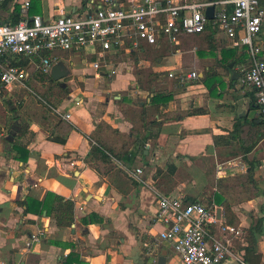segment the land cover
<instances>
[{
	"label": "crops",
	"instance_id": "crops-1",
	"mask_svg": "<svg viewBox=\"0 0 264 264\" xmlns=\"http://www.w3.org/2000/svg\"><path fill=\"white\" fill-rule=\"evenodd\" d=\"M30 3L25 15L24 0H7L0 10V25L36 16L52 23L61 14L79 17L95 10L90 0ZM215 32L214 37L209 30L201 36L185 37L176 47L167 41L155 47L177 52L172 56L179 65L152 73L159 74L152 95L165 92L172 99L161 107L164 117L157 142L149 141L145 148L136 144L133 126L123 111L132 107L128 99H146L150 87L144 90L138 77L137 87L128 89L134 76L130 69L115 64L121 54L113 55L110 64L126 78L125 83L108 87L100 82L104 78L112 82L113 75L107 68L96 72L92 54L54 53L71 71L63 81H53L69 94L56 109L62 115L70 114L71 120L45 112L28 97L21 107L13 106L17 111L9 118L3 105L6 98L0 99V264H65L72 252L85 264H135L131 258L137 247L140 258L149 264H157L160 258L167 264H183L173 243L160 238L166 226L156 219L158 193L188 203L200 202L206 208L213 204L217 219L209 225L213 237H219L222 225H226L223 207L217 202L218 197L225 198L240 221L237 228L243 231L232 240L234 254L246 264H264V114L255 92L242 81L251 61L248 49L234 47L224 33ZM193 38L195 42L189 41ZM257 41L264 58V33ZM183 51L192 53L185 57ZM164 56L161 54L158 61ZM171 72L174 77H170ZM193 72L197 79L189 77ZM25 91L15 88L10 93ZM25 125L28 133L20 142L30 156L23 163L7 155L10 146L6 139L10 128L17 126V134ZM61 137L67 139L65 144L51 140ZM98 142L111 150V164L95 159L91 165L86 163ZM236 157L246 158L254 183L233 181L242 174L230 170L223 176L218 173V164ZM75 159L74 168L70 163ZM139 169L141 175L136 174ZM49 192L75 203L76 219L71 227H57L46 212L42 216L25 214L28 198L43 201ZM93 213L104 223L83 226L81 220ZM28 220L34 223L27 224ZM260 221L262 232L251 249L250 228ZM40 231L44 233L41 241L26 248L28 239ZM222 264L241 262L228 258Z\"/></svg>",
	"mask_w": 264,
	"mask_h": 264
},
{
	"label": "built area",
	"instance_id": "built-area-1",
	"mask_svg": "<svg viewBox=\"0 0 264 264\" xmlns=\"http://www.w3.org/2000/svg\"><path fill=\"white\" fill-rule=\"evenodd\" d=\"M6 1L0 0V10ZM30 2L24 0L22 10L25 15ZM90 3L95 10L86 16L61 14L52 23L36 16L32 20L0 25V58L7 66L1 71L3 64L0 63V98L15 88L29 89L26 84L29 73L11 66L9 57H39L38 69L50 75L52 67L58 63L54 53L85 51L95 56L92 67L96 72L107 68L112 76L116 73L110 64L113 55L141 52L143 47H156L164 41L176 47L185 37L205 33L209 22H213V28L224 33L234 47L248 49L251 61L243 71L242 81L255 92L264 114V58L257 41L264 27L261 0H218L215 3L198 0H90ZM213 5L216 13L214 20L210 21L205 11ZM43 54H47L46 57ZM170 77H174L173 72ZM189 77L197 79L198 74L193 72ZM29 91L33 93L31 89ZM53 111L65 120H71L70 114L62 115L57 109ZM77 161L73 160L70 166L75 168ZM217 169L222 176L229 170L245 174L248 164L242 157H236L218 164ZM136 174L141 175L142 170H137ZM157 196L156 219L166 226L160 238L173 243L183 264H222L228 258L246 264L233 252V238L243 235L240 228L222 225L221 235L213 237L209 225L217 223L216 215L202 203H188L161 193ZM43 237V231L32 235L26 248H32Z\"/></svg>",
	"mask_w": 264,
	"mask_h": 264
},
{
	"label": "trees",
	"instance_id": "trees-1",
	"mask_svg": "<svg viewBox=\"0 0 264 264\" xmlns=\"http://www.w3.org/2000/svg\"><path fill=\"white\" fill-rule=\"evenodd\" d=\"M261 7L264 8V0H261ZM18 23V22H17ZM264 28V27H263ZM212 31L211 36H216L215 28H213V22H209L206 31ZM263 30V29H262ZM204 34V33H203ZM202 34L198 35L201 36ZM74 52V51H73ZM141 54H144L147 57H151L154 62H158L159 58L161 57L159 54V50L155 47H143ZM263 53V51H262ZM261 53V56H262ZM47 54H43V57H46ZM132 58L137 62L139 60L138 52L131 54ZM11 62V66L19 67L23 71L29 73V70L34 69L38 64L41 62V58L37 57L34 59L27 58L23 55L9 57ZM0 63L3 64V68L1 71L6 70L7 66L4 63L3 59L0 58ZM36 65V66H35ZM31 76L34 75L43 83H49L50 89L48 90L47 94L44 95L45 98L50 100L52 96H58L60 104L68 97V92L63 90L58 84L54 83L51 80L50 75L43 73L39 69L35 68L34 72H32ZM157 75L150 76L149 80L147 81V85L150 87L148 90V97L146 99L142 98H135V99H128V101L132 104L131 108H128L123 111V114L127 121H129L133 128H132V135L136 137V144L145 148L149 141L156 143L157 139L160 135L162 129V119L164 115L162 114L161 107L165 106L169 101L172 99V95L165 92H155L153 95L150 92L153 89V83L157 79ZM143 86V84H142ZM1 88V82H0ZM53 89V92H51ZM56 89L57 91H54ZM145 90V87L143 86ZM257 101V100H256ZM10 106L13 107L11 103L8 102ZM10 111L13 115L16 114L17 109L12 108ZM260 107V106H259ZM12 129L10 128V132ZM236 131H240V126L237 125ZM28 133V126L25 125L22 127L20 132L16 134V136L11 135L6 139V142L10 146V150L7 152V155L12 157L14 160L26 163L29 159L30 152L27 150L26 146H23L20 142V139L24 137ZM52 141H55L60 144H65L67 139L66 138H51ZM112 152L110 149H107L102 143L98 142L96 145H93L92 150L90 152L89 157L86 160L88 165H91V160L95 159L100 161L104 164H111L112 163ZM243 160L246 161V158L243 157ZM247 163V162H246ZM253 169L251 168L245 174L241 176H237L234 178L233 181L236 182H243L244 184L254 183L252 172ZM223 182V181H221ZM218 205L223 207L225 224L228 226L237 227L239 224V219L235 212L233 211L232 205L229 201H225V198L218 197ZM24 204L27 206V211L25 212L26 215H35V216H42L45 212L47 213L48 217H51L56 222L57 227L59 228H69L75 223L76 213H75V203L72 200H68L63 196L58 194L49 192L43 201L33 200L32 198H28ZM209 211L214 210L213 204H210L207 207ZM32 220H28L27 224H33ZM104 219L100 217L98 214H90L89 216L83 218L81 220V224L85 227H88L92 224H103ZM262 232V221L258 222L257 225L252 226L250 228V233L248 242L249 247L251 249H255L257 241L256 235ZM73 248V245H69ZM65 264H85L80 260V255L77 253L72 252Z\"/></svg>",
	"mask_w": 264,
	"mask_h": 264
},
{
	"label": "rangeland",
	"instance_id": "rangeland-1",
	"mask_svg": "<svg viewBox=\"0 0 264 264\" xmlns=\"http://www.w3.org/2000/svg\"><path fill=\"white\" fill-rule=\"evenodd\" d=\"M262 33H264V28H263ZM189 41L195 42V38H193ZM194 47H196V46L194 45ZM192 49H194V48H192ZM174 52L170 51V53H169L167 50L164 51V50L160 49L159 50L160 56H161V54H164L165 56L162 58L161 61H158V62L157 61L154 62L150 56L147 57L144 54H141L140 52H138L139 60L137 62L134 60V58L129 56L130 55L129 53L121 54L120 56H118L119 58H117L115 60V64H122L124 70L130 69L132 71V74L134 76V81L130 82V86L128 88L130 91H132L133 85L135 87H137V82H138L137 78L138 77H139V80H141L143 86L145 88H147V87H149L147 85V81L149 80L150 76H152V73H154L156 70H158V69L159 70H165L162 68L170 69V68L177 67L179 65V62H178L179 60L176 57L172 56L175 53L177 54V52H175V53ZM182 53H186L187 55H185V57L186 56L188 57V56H190V54L192 52H184L183 51ZM194 53H196V51H194ZM38 66H39V64L35 68L38 69ZM34 69H31V71L29 70L30 77H32L31 74H33L32 72H34ZM171 70H173V69H171ZM168 71H170V70H168ZM125 79L126 78L124 76H122L121 74L119 75V74L115 73L113 75L112 82L110 81L109 78H104L102 80V82H100V84L106 85L108 87L117 86L121 83H125ZM162 80H164V79H162ZM26 84H27L28 88H30L32 90V92L34 94L29 92V89H26L25 92H19V93L17 92L14 94L4 93V98H6V100L4 101L3 105L5 108V111L9 115V118H12L13 113L10 111L12 106H10L8 104V102L11 103L13 106L16 105L18 107H21L22 102H26L25 97H28L29 100L36 102L35 103L36 106L43 108L45 110V112L53 113L57 117V115L54 113L53 109L57 108V104L59 101L58 96H52V97H50V100H48L44 96L47 94L48 90L50 89V84L49 83H43L35 75L33 76V79H31V80H29V77H28V82H26ZM157 84L159 85L160 83L158 82ZM54 91H57V90L54 89ZM51 92H53V89H51ZM116 95L118 96V93H116ZM123 95H125V94H123ZM102 96L105 100V97L107 95H106V93H103ZM40 98H42L43 101H41ZM0 103H1V100H0ZM73 105H76V103L74 102Z\"/></svg>",
	"mask_w": 264,
	"mask_h": 264
},
{
	"label": "water",
	"instance_id": "water-1",
	"mask_svg": "<svg viewBox=\"0 0 264 264\" xmlns=\"http://www.w3.org/2000/svg\"><path fill=\"white\" fill-rule=\"evenodd\" d=\"M210 3H215L218 0H208ZM216 13V6H210L206 9L205 11V16L207 17V19H209L210 21L214 20V16ZM71 75V71L69 70V68L63 63V62H58L56 63L50 72V77L51 80L54 82H61L64 79H66L67 77H69ZM18 127L17 126H13L12 127V132L11 135L15 136L16 132L18 131ZM217 218L218 220L221 219V209L217 210ZM140 249L139 247L136 248L135 251V255L131 258V260L135 263V264H149L148 262H146V260L141 259L140 255H139ZM157 264H167L165 258H160L159 261L157 262Z\"/></svg>",
	"mask_w": 264,
	"mask_h": 264
}]
</instances>
